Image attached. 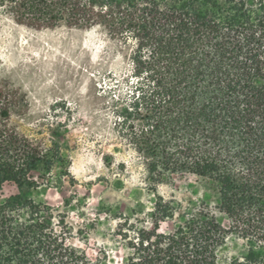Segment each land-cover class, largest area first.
<instances>
[{"label": "trees", "instance_id": "16d2710c", "mask_svg": "<svg viewBox=\"0 0 264 264\" xmlns=\"http://www.w3.org/2000/svg\"><path fill=\"white\" fill-rule=\"evenodd\" d=\"M0 7L17 24L100 27L128 47L117 123L155 197L151 224L119 215L121 264H264V0H0ZM25 105V95L0 80V190L6 183L20 190L0 202V264H106L105 249L91 257L77 243L87 242L90 227L22 191L47 185L62 160L56 145L44 151L11 123ZM175 174L211 181L228 224L206 204L182 207L158 194ZM168 220L173 227L161 231ZM233 233L247 252L219 263Z\"/></svg>", "mask_w": 264, "mask_h": 264}, {"label": "rangeland", "instance_id": "374dc122", "mask_svg": "<svg viewBox=\"0 0 264 264\" xmlns=\"http://www.w3.org/2000/svg\"><path fill=\"white\" fill-rule=\"evenodd\" d=\"M128 69V47L100 27L35 29L15 23L0 7V80L26 100L10 121L44 151L56 145L62 158L46 176L47 185L22 191L36 202L66 210L76 226L90 227L87 242L77 243L91 257L105 249L106 264H121L126 253L113 236L119 215L151 224L155 197L138 154L117 123V111L126 103L122 75ZM19 193L15 184L6 183L0 202ZM157 193L182 207L206 204L228 224L217 210V187L208 179L175 174L158 185ZM172 227L168 220L160 228ZM246 252V240L230 234L219 263Z\"/></svg>", "mask_w": 264, "mask_h": 264}]
</instances>
